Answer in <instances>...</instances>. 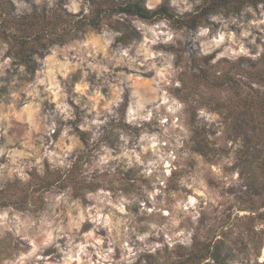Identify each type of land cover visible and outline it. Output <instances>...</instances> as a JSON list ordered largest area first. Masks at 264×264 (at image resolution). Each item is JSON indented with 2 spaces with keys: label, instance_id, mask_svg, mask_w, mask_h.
<instances>
[{
  "label": "rangeland",
  "instance_id": "374dc122",
  "mask_svg": "<svg viewBox=\"0 0 264 264\" xmlns=\"http://www.w3.org/2000/svg\"><path fill=\"white\" fill-rule=\"evenodd\" d=\"M9 1L0 264H264V0H144L168 10L148 19L116 11L129 0H85L87 14L68 12L70 0ZM43 43L30 70L21 59ZM241 47L248 55L232 59ZM92 120L106 122L80 128ZM107 154L120 158L97 167ZM121 197L133 200L124 213L112 207ZM97 208L107 227L89 218Z\"/></svg>",
  "mask_w": 264,
  "mask_h": 264
},
{
  "label": "clouds",
  "instance_id": "9594fccd",
  "mask_svg": "<svg viewBox=\"0 0 264 264\" xmlns=\"http://www.w3.org/2000/svg\"><path fill=\"white\" fill-rule=\"evenodd\" d=\"M39 2H40V0H37V3H39ZM52 6H53V0H49V7H52ZM82 7H83V11H84V13L87 14L88 11H89V8H88V5L85 3V0H70V3L65 5V8L68 10V12H71V13H77V12H80ZM248 11L251 12L252 9L249 8ZM211 19L216 20V19H219V18L213 16V17H211ZM141 27H143V25H141ZM206 31H207V30H203V31H201V32H200V35H205ZM111 34H112V35H117V36H118V35H121V33H111ZM166 35H167V34H166ZM244 35L247 36V35H248V32H245ZM168 40H171V36H170V35H168ZM154 42H155V41H154ZM109 43H110V41H109ZM217 43H219V42H217ZM3 49H4V51H7V49H8V45H7V44H4V45H3ZM127 52H128V49H125L123 54H124V55H127ZM229 53H231V49L226 50L225 52L221 53V55H228ZM0 55H2V53H0ZM149 55H151V54H149ZM240 55H248V51H247L246 49H244L243 47H241L240 51H238V52L232 54L231 58H232V59H235V58L239 57ZM35 59H39V58H38V57H35ZM169 59H171V57H169ZM5 66H7V61H5ZM168 67H171V64H169ZM21 71H23V66H21ZM38 83H43V81L40 80V81H38ZM77 90H78V91L80 90L79 87L77 88ZM121 91H122V90H121ZM29 95H32V93H29ZM118 99H119V97L117 98V100L110 101V104H117V103H118ZM172 104L175 105V108H174V109H170V110H173V111H179V110L183 107V105L180 104V103H179L178 101H176V100H173V101H172ZM106 107H107V110L111 113V112H112V108L109 107V106H106ZM59 108H60V111H61L62 113H64V119H66V120L69 119V118H71V119H75V117L72 115V111H71V109L69 108V106H68L67 104L60 105ZM143 109H144V104H143V103H138V105H137V112L139 113V111H141V110H143ZM129 115H130V116L132 115V109H131V108L129 109ZM200 116H206V113L203 112V111H201V112H200ZM151 118H152V113H151L150 111L147 112L145 115L139 116V119H140V120H149V119H151ZM135 119H136V117H133L132 119L128 120V123H134V122H135ZM105 122H106V121H99V120H92L91 122H87V121H86L84 124H81V125H80V128L83 129V130H85V131H90V130H91V125H97V126H99L100 124L105 123ZM68 131H70V129H65V130H64V135H67V132H68ZM96 135H97V133H94V134H93V139H95ZM121 138L125 141V143L127 142V139H128L127 136H122ZM140 139H141V140H150V141L153 142V144H155V142L157 141V138H156L155 135L148 136L147 133L143 134V135L140 137ZM77 142H78V141L74 140V143H77ZM105 152L107 153L108 150L105 149ZM17 155H22V154L18 153ZM47 155L49 156V159H51V157H52L53 155H55V153H47ZM122 155L127 157V156H129V153H128L127 151H125V152L122 153ZM132 155H135V153H133ZM119 158H120V157H113V156H111L110 154L100 156V159H99V161H98V163H97V167H99L100 165H103V164H107L108 161H109L110 159H119ZM136 159H137V161L139 162V157H138V156L136 157ZM161 159H163L162 156H161ZM154 163H155V162H154ZM60 164L63 165V164H64V161L61 160V161H60ZM67 166H68V167H71V163H69ZM128 166H129V167L132 166L131 158H129ZM17 171H18V174L20 175V178H21L22 180H27V179H29V177H28L27 175L24 174V171H23L22 168H21V169H18ZM87 195H88V198H89V199H93V198H94L92 193H88ZM102 195H103L105 198H107V197L109 196V193H107V192H102ZM151 195L155 196L156 193L153 192V193H151ZM96 198L99 199V197H96ZM60 199H61L60 197H57V200H58V201H59ZM133 199H135V198H133ZM100 202H101V204H104V203H106V202H110V201L102 200V201H100ZM131 203H133V200H128V199H126V198H124V197H121L119 203H118V204H113L112 207H113L114 209H116L118 212H120V213H124V211H125V204H131ZM191 203H194V201L191 202ZM100 211H101V209H100V208H97V209H96V215H95L94 217H89V218L92 219V220H94V222H95L96 225H102V226H104V227H107L108 224H109V221H108L107 219H105V220H103V221L101 220V217H100ZM6 217H7V213H5V218H6ZM193 219H195V217H193ZM78 220H79V223H76V224H75V227H79V226H80V224L85 220V216H84V215L79 216ZM151 227H152V228H155L156 225L153 224V225H151ZM89 235H91V233H90ZM147 235H148V234L146 233V234H144V235L137 236V239L140 240V241H144V240L146 239ZM180 235H182V234H180ZM190 235H191V234L189 233V236H190ZM25 239H27V237H25ZM50 241H51V237L49 236V239L46 240L45 243H48V242H50ZM180 242H181V243H184V244H189V243H191L190 239H188V238H185V239L181 240ZM57 247H58V245H57ZM86 247H87L86 244H84V245H80V246H79L80 252H84V249H85ZM36 250H37V249H36V246L33 245V250H32L31 253H29V255H30V256H31V255H34L35 252H36ZM152 250L154 251L155 249L153 248ZM22 259H23V258H22ZM129 264H131V261H129Z\"/></svg>",
  "mask_w": 264,
  "mask_h": 264
},
{
  "label": "trees",
  "instance_id": "16d2710c",
  "mask_svg": "<svg viewBox=\"0 0 264 264\" xmlns=\"http://www.w3.org/2000/svg\"><path fill=\"white\" fill-rule=\"evenodd\" d=\"M228 3H225L224 5H226ZM118 8L116 11L120 10L121 12L124 13H133L136 14L142 18H152L153 16L157 15V14H168V10L165 6H160L159 8L151 11L150 9H148L145 4H144V0H129V1H124L122 3H118ZM116 8L113 7V10H115ZM12 11H13V5L10 3L9 0H0V16H2V13L4 14L5 17L12 15ZM4 17V18H5ZM91 26H97L98 22L97 21H90L89 23H87ZM48 43H43L40 46H36L32 45V48L29 50V52L27 54H25L23 56V58L21 59L22 62L30 69H36V60H34V54L35 53H40L41 50H43V48L46 47Z\"/></svg>",
  "mask_w": 264,
  "mask_h": 264
}]
</instances>
